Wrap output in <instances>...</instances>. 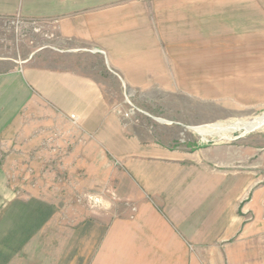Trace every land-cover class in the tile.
<instances>
[{"label": "crops", "instance_id": "1", "mask_svg": "<svg viewBox=\"0 0 264 264\" xmlns=\"http://www.w3.org/2000/svg\"><path fill=\"white\" fill-rule=\"evenodd\" d=\"M110 5L0 0V159L14 157L1 144L15 133L29 147L31 135L51 124L65 132L75 115L81 137L74 141L90 146L68 156L80 160L76 173L85 172L70 190L96 187L100 201L63 198L57 187L46 193L45 184L15 198L0 167V264H264V173L254 168V152H245L244 167L223 172L129 134L109 113L108 79L80 66L78 47L98 50L137 86V70L162 65L150 53L137 58L111 47ZM134 7L122 8L126 17L137 16ZM46 113L53 120H41ZM110 153L124 167H114Z\"/></svg>", "mask_w": 264, "mask_h": 264}, {"label": "rangeland", "instance_id": "2", "mask_svg": "<svg viewBox=\"0 0 264 264\" xmlns=\"http://www.w3.org/2000/svg\"><path fill=\"white\" fill-rule=\"evenodd\" d=\"M134 5L137 16L126 17L122 8ZM110 8L111 47L123 46L137 58L150 53L162 64L137 70L133 86L101 52L78 47L80 66L108 79L110 115L129 134L137 131L143 139L188 152L192 163L223 172L244 167L242 157L253 151L254 168L264 173V0H111ZM40 119L53 120L50 113ZM72 123L61 134L47 126L42 136L31 135L35 142L29 147L21 132L1 144L14 155L1 158L0 167L10 172L15 198L45 184L46 193L57 187L63 198L96 199V187L77 196L70 190L85 178L84 170L76 173L80 160L70 154L90 146L74 141L81 137L73 132L79 119ZM109 156L114 167H124Z\"/></svg>", "mask_w": 264, "mask_h": 264}, {"label": "built area", "instance_id": "3", "mask_svg": "<svg viewBox=\"0 0 264 264\" xmlns=\"http://www.w3.org/2000/svg\"><path fill=\"white\" fill-rule=\"evenodd\" d=\"M71 119L73 120V121H78V118H76V116L75 115H72L71 116ZM90 196V195H89ZM89 199L90 200H93V201H97L98 203H100V201L96 198V199H94L93 197H89Z\"/></svg>", "mask_w": 264, "mask_h": 264}, {"label": "bare ground", "instance_id": "4", "mask_svg": "<svg viewBox=\"0 0 264 264\" xmlns=\"http://www.w3.org/2000/svg\"><path fill=\"white\" fill-rule=\"evenodd\" d=\"M264 120V118L263 119H261L260 121H263ZM261 123V122H260ZM256 126V125H255ZM209 127H211L210 129H213V130H216V129H218L219 127L218 126H216L215 124L213 125V124H210L209 125ZM222 132V131H221ZM216 133V132H215Z\"/></svg>", "mask_w": 264, "mask_h": 264}]
</instances>
